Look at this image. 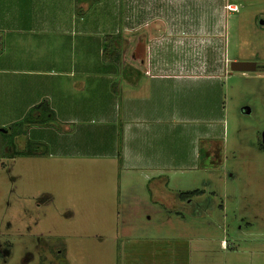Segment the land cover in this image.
<instances>
[{"label": "rangeland", "instance_id": "374dc122", "mask_svg": "<svg viewBox=\"0 0 264 264\" xmlns=\"http://www.w3.org/2000/svg\"><path fill=\"white\" fill-rule=\"evenodd\" d=\"M71 1L70 11L87 14L86 28L79 34L61 20V56L89 46V58L101 60L108 38L102 26L109 31L120 22L122 37L132 34L131 21L116 22L110 0ZM230 1L238 10H227L226 57L264 63V0ZM69 3L61 0L62 12ZM128 5L120 15L131 12ZM226 76L218 91L225 117L220 162L205 160L195 186L203 193L188 199L178 195L187 191V173L173 177L161 200L154 181L148 188L121 181L111 159L60 163L38 142L32 155H12L16 145L5 131L22 118L6 114L3 104L13 99L0 97V264H264V71L229 68ZM17 144L25 148L20 137Z\"/></svg>", "mask_w": 264, "mask_h": 264}, {"label": "crops", "instance_id": "0c3cea01", "mask_svg": "<svg viewBox=\"0 0 264 264\" xmlns=\"http://www.w3.org/2000/svg\"><path fill=\"white\" fill-rule=\"evenodd\" d=\"M110 1L116 22L131 21L132 34L122 37L120 22L110 32L102 26L103 36L120 35L121 44L116 45L118 57L105 59L101 46L102 59L94 62L89 46L81 47L84 53L61 56L63 24L79 34L86 28L87 14L70 11L71 0L63 12L61 0H0V73H5L0 83L7 85L0 97L8 94L17 101L3 104L6 114L23 118L31 106L46 100L55 116L53 125L25 127L26 134L14 143L17 147L19 137L24 146L42 143L60 163L111 159L121 181L133 186L146 182L147 188L154 181L152 190L161 200L173 177L185 173V190L200 189L195 187L198 171L204 170L205 160L220 162L223 148L221 77L227 81L230 63L241 61L227 58L224 49L226 17L233 11L225 5L237 4ZM127 4L131 12L120 15ZM252 62L255 70L249 72L264 71V63Z\"/></svg>", "mask_w": 264, "mask_h": 264}, {"label": "trees", "instance_id": "16d2710c", "mask_svg": "<svg viewBox=\"0 0 264 264\" xmlns=\"http://www.w3.org/2000/svg\"><path fill=\"white\" fill-rule=\"evenodd\" d=\"M99 0H92V3H96ZM121 44V37L120 35H114V36H108V38H105L103 42V57L104 59L109 55L113 56L116 54L118 57V50L116 48V45ZM114 59V58H113ZM55 124V116L54 112L49 106L48 102L46 100H42L39 103L31 106L27 113L24 115V117L20 121H16L11 123V127L8 128V131H5L6 134L10 135V139L8 138V143L14 144V140L19 135L26 134L25 128L23 126L29 127L31 125H53ZM35 146L34 142L27 141L25 144V148L23 150H18L15 146L13 148L12 155H32L33 153V147ZM39 145V144H38ZM36 147V146H35ZM203 193V190L195 189L185 192H179V198L180 199H188L190 197L199 196Z\"/></svg>", "mask_w": 264, "mask_h": 264}, {"label": "water", "instance_id": "95a60500", "mask_svg": "<svg viewBox=\"0 0 264 264\" xmlns=\"http://www.w3.org/2000/svg\"><path fill=\"white\" fill-rule=\"evenodd\" d=\"M232 71H254L255 62L252 61H232L230 63Z\"/></svg>", "mask_w": 264, "mask_h": 264}, {"label": "built area", "instance_id": "2783aa9c", "mask_svg": "<svg viewBox=\"0 0 264 264\" xmlns=\"http://www.w3.org/2000/svg\"><path fill=\"white\" fill-rule=\"evenodd\" d=\"M226 8L233 11L238 10L237 5H232V4H227Z\"/></svg>", "mask_w": 264, "mask_h": 264}]
</instances>
